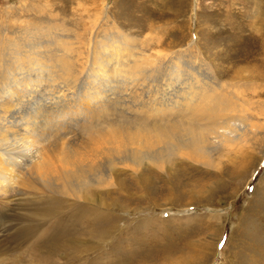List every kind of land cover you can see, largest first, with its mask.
I'll return each instance as SVG.
<instances>
[{
	"label": "rangeland",
	"instance_id": "rangeland-1",
	"mask_svg": "<svg viewBox=\"0 0 264 264\" xmlns=\"http://www.w3.org/2000/svg\"><path fill=\"white\" fill-rule=\"evenodd\" d=\"M32 41L67 60L72 82L106 41L97 58L117 62L109 48L121 44L149 56L157 87L181 60L215 79L236 117L217 122L223 137L210 150L175 148L136 172L117 165L114 185L82 200L25 188L0 230V242L10 236L0 264H264V0H0V53Z\"/></svg>",
	"mask_w": 264,
	"mask_h": 264
},
{
	"label": "bare ground",
	"instance_id": "bare-ground-1",
	"mask_svg": "<svg viewBox=\"0 0 264 264\" xmlns=\"http://www.w3.org/2000/svg\"><path fill=\"white\" fill-rule=\"evenodd\" d=\"M34 42L31 50L21 44L25 49L0 53V67L4 65L0 71L4 85L0 93V230L7 229L4 220L9 206L25 188L41 195L81 199L94 191L93 185H114L109 173L114 174L118 166L136 172L146 159L163 161L175 148L183 155L187 149L198 155L210 150L223 137L217 122L236 117L231 107L222 108L215 79L188 69L181 60L177 71L171 66L176 60L167 62L165 83L159 81L157 87L146 82L158 70L149 56L140 61L121 44L117 50L109 48L113 58L122 53L117 62L97 58L106 41L100 47L94 44L90 70L72 82L67 60L61 61L43 42L40 46ZM62 47L71 55L74 52ZM43 85L54 92L50 98L38 102L37 96L28 98L31 89L39 92ZM202 122L210 128L205 129Z\"/></svg>",
	"mask_w": 264,
	"mask_h": 264
}]
</instances>
